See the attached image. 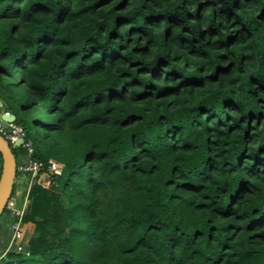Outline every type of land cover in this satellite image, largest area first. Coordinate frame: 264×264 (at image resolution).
Instances as JSON below:
<instances>
[{
  "label": "trees",
  "instance_id": "1",
  "mask_svg": "<svg viewBox=\"0 0 264 264\" xmlns=\"http://www.w3.org/2000/svg\"><path fill=\"white\" fill-rule=\"evenodd\" d=\"M6 96L63 170L0 264H264V0H0Z\"/></svg>",
  "mask_w": 264,
  "mask_h": 264
},
{
  "label": "built area",
  "instance_id": "2",
  "mask_svg": "<svg viewBox=\"0 0 264 264\" xmlns=\"http://www.w3.org/2000/svg\"><path fill=\"white\" fill-rule=\"evenodd\" d=\"M0 135L5 138L12 149L19 147L27 149V154L20 157L19 163L17 162L14 187L17 185L18 190H13L8 200L3 214V226L5 232L10 235L5 254L12 249L19 254L23 253L29 256L30 253L26 249L28 241L26 240V231L23 226L26 225L24 218L29 212L31 204V191L37 184L39 175L43 172L61 175L63 166L54 167L35 160L33 158V146L31 142H27L25 132L17 129L13 122L9 123V129L3 128L0 122ZM20 140H23L22 145H17Z\"/></svg>",
  "mask_w": 264,
  "mask_h": 264
},
{
  "label": "water",
  "instance_id": "3",
  "mask_svg": "<svg viewBox=\"0 0 264 264\" xmlns=\"http://www.w3.org/2000/svg\"><path fill=\"white\" fill-rule=\"evenodd\" d=\"M1 104V103H0ZM15 114H4L1 118V125L9 129V123L15 121ZM23 140L18 141L17 145H22ZM0 155L2 159V169L0 174V218L2 217L9 198L14 190V182L17 172V159L10 144L0 135Z\"/></svg>",
  "mask_w": 264,
  "mask_h": 264
},
{
  "label": "rangeland",
  "instance_id": "4",
  "mask_svg": "<svg viewBox=\"0 0 264 264\" xmlns=\"http://www.w3.org/2000/svg\"><path fill=\"white\" fill-rule=\"evenodd\" d=\"M8 78H5L4 79V81H5V86L3 87V90L6 92V91H8L9 89H10V82H6V80H7ZM4 99H5V103H4V105H3V103H1L2 104V106L0 107V114L2 115V114H5L4 112H5V109L8 107V104L10 103V97L9 96H6V97H4ZM21 106H20V104H17V106H15L12 110H13V112L15 113V116H16V120H17V122H13L14 123V125H15V127L17 128V129H21V130H23L24 132H25V130L23 129V127H21V126H19V120H20V118H21V116H23V113H22V110H21V108H20ZM18 108L21 110V112L19 113V110H18ZM0 115V116H1ZM10 115H12L11 113H10ZM1 119V118H0ZM18 124V125H17ZM25 134H26V132H25ZM18 157V156H17ZM17 162L19 163V160L17 159ZM0 169H1V166H0ZM14 190L15 191H17L18 190V188H17V185H15V187H14ZM4 216H2L1 218H0V254H1V251L5 248V245L3 244V241L5 240V237H8V236H5V233L6 232H4L3 231V224H4ZM23 228L25 229V231H26V240L29 242V240L31 239V237H33V234H34V231H35V228L33 229L32 227H30V226H28V225H24L23 226ZM29 233H32V236L31 237H29Z\"/></svg>",
  "mask_w": 264,
  "mask_h": 264
},
{
  "label": "crops",
  "instance_id": "5",
  "mask_svg": "<svg viewBox=\"0 0 264 264\" xmlns=\"http://www.w3.org/2000/svg\"><path fill=\"white\" fill-rule=\"evenodd\" d=\"M2 106V104H0V107ZM1 115V114H0ZM3 115V114H2ZM2 115L0 116V118H2ZM26 225L32 227L33 229L35 228V225L33 223H27ZM32 236V233H29V237Z\"/></svg>",
  "mask_w": 264,
  "mask_h": 264
},
{
  "label": "clouds",
  "instance_id": "6",
  "mask_svg": "<svg viewBox=\"0 0 264 264\" xmlns=\"http://www.w3.org/2000/svg\"><path fill=\"white\" fill-rule=\"evenodd\" d=\"M8 113V112H7ZM7 113H5V114H7ZM4 115V114H3ZM9 115H10V113H9ZM0 122H1V119H0ZM11 122H14V121H11ZM2 136V135H1ZM4 214V213H3ZM3 216V215H2ZM4 228V227H3ZM8 233H5V235H7ZM9 237H10V235H9ZM5 255V254H4Z\"/></svg>",
  "mask_w": 264,
  "mask_h": 264
}]
</instances>
